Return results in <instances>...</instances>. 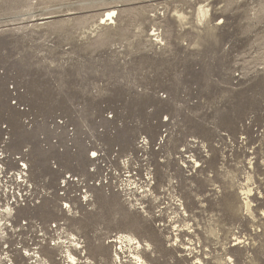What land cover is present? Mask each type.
Instances as JSON below:
<instances>
[{"label":"rangeland","instance_id":"374dc122","mask_svg":"<svg viewBox=\"0 0 264 264\" xmlns=\"http://www.w3.org/2000/svg\"><path fill=\"white\" fill-rule=\"evenodd\" d=\"M141 263L264 264V0H0V264Z\"/></svg>","mask_w":264,"mask_h":264},{"label":"bare ground","instance_id":"6f19581e","mask_svg":"<svg viewBox=\"0 0 264 264\" xmlns=\"http://www.w3.org/2000/svg\"><path fill=\"white\" fill-rule=\"evenodd\" d=\"M114 13H115V11L114 10H108L107 12H106V21H112L111 20V18H112V16L114 15ZM103 20V19H102ZM125 238V237H124ZM126 240V239H125ZM127 241H128V239H127ZM137 241V240H136ZM130 242V241H129ZM136 255V254H135ZM139 257V256H138ZM138 259V258H137ZM142 264V263H141Z\"/></svg>","mask_w":264,"mask_h":264}]
</instances>
